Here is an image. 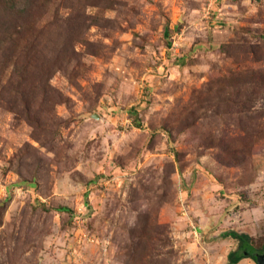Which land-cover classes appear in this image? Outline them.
Instances as JSON below:
<instances>
[{"label":"rangeland","instance_id":"374dc122","mask_svg":"<svg viewBox=\"0 0 264 264\" xmlns=\"http://www.w3.org/2000/svg\"><path fill=\"white\" fill-rule=\"evenodd\" d=\"M229 229L264 243V0H0V264H227Z\"/></svg>","mask_w":264,"mask_h":264},{"label":"trees","instance_id":"16d2710c","mask_svg":"<svg viewBox=\"0 0 264 264\" xmlns=\"http://www.w3.org/2000/svg\"><path fill=\"white\" fill-rule=\"evenodd\" d=\"M232 237L239 241L240 249L232 250L227 255V264H238L244 258H250L258 264L257 253H264V243L256 246L251 235L235 229L225 230L213 237V240Z\"/></svg>","mask_w":264,"mask_h":264},{"label":"water","instance_id":"95a60500","mask_svg":"<svg viewBox=\"0 0 264 264\" xmlns=\"http://www.w3.org/2000/svg\"><path fill=\"white\" fill-rule=\"evenodd\" d=\"M256 256H257L258 264H264V253L262 254L257 253Z\"/></svg>","mask_w":264,"mask_h":264},{"label":"crops","instance_id":"0c3cea01","mask_svg":"<svg viewBox=\"0 0 264 264\" xmlns=\"http://www.w3.org/2000/svg\"><path fill=\"white\" fill-rule=\"evenodd\" d=\"M242 260H243V259H242ZM240 261H241V260H240ZM240 261H239V263H240ZM239 263H238V264H239Z\"/></svg>","mask_w":264,"mask_h":264}]
</instances>
